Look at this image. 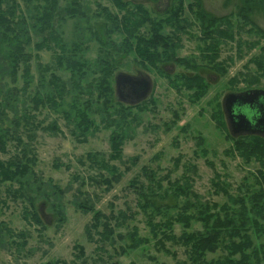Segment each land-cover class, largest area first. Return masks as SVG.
Here are the masks:
<instances>
[{"label":"rangeland","instance_id":"obj_1","mask_svg":"<svg viewBox=\"0 0 264 264\" xmlns=\"http://www.w3.org/2000/svg\"><path fill=\"white\" fill-rule=\"evenodd\" d=\"M80 1L85 15L76 19L68 17L69 15L64 10L69 2L61 0L52 30L45 35H40L33 29L34 21L30 18L35 12L33 6L26 9V4L18 0L28 17L29 29H27L32 42L27 46L26 54L31 55V60L27 63L20 62L15 75L11 58L5 52L0 51V131L6 129L12 131V134L6 136V151L0 149V162H15L16 157H20L27 147L26 145L32 149L37 162L31 168L32 172L29 177L24 180L27 182L26 193L27 197L34 200L36 209L45 224L43 227L27 222L23 213L28 207V201L15 200L8 196V189L17 190L21 183L15 180L2 184L0 200L5 201V205H2L0 209V223L5 225L2 227L4 233H0V264H50L58 260L71 263L74 261V246L77 244L84 246L86 262L77 261L76 264H150L152 263L151 257L162 264H177L178 261L191 264L186 248L183 246L167 243V248L172 253H176V258L156 249L155 240L152 239L145 223V216L138 206L139 193L136 187L131 186V182L139 179L146 183L142 176L144 167H149L160 176L172 171L171 178L175 180L182 176L183 165L191 163L197 169L196 172L191 170V192L194 195L193 197L190 195L188 200H182V203L189 205L190 208L191 206L194 208L195 205L215 203L220 207L228 202L223 192L215 189L213 181L216 174L222 175L221 180L228 186L229 193L235 196H249L244 185L252 186V191L259 189L255 176L263 168L257 161L245 163L238 154L225 153L233 147V140L227 138L224 128V130L219 128L215 113L219 111L218 106H221L230 137L256 136L232 135L226 119L224 103L230 94L264 91V77L253 85L245 82V79L261 73L258 71V64L253 59L262 55V62H264V51H262L264 38L260 40V36L247 33L248 31L245 30L240 36L241 47H237L236 41L221 45L219 60L224 61L228 66L227 72L222 75L204 66L207 62L201 59V50L205 45L200 40L202 37L200 23L197 21L195 12L191 11L190 14L186 10V16L191 19V36L182 37L183 47L177 53L181 58L191 59V62L196 60L199 65H202L198 73L210 85L207 95L193 103L194 98L190 92L184 90L179 93L170 86L168 79L160 76L154 68L143 69L136 62L134 54L121 55L114 60L115 72L112 77L114 94L112 101L105 106L108 111L101 112L102 116L92 114L100 129L96 132L90 130L82 136L74 124L73 129L72 126L69 127L66 111L69 110L74 99L70 95L71 75L69 71L56 66L55 56L57 55L54 51L58 53L59 49L55 46L56 40L49 38V34L53 32L59 36V44L65 45L66 53H69L70 57L71 54H76L75 59H83L88 62L87 64L94 65L101 48L97 39L104 36L99 31L104 21L97 18V14L100 13L98 4L108 8L113 14H119V12L112 0ZM124 1L133 5L142 4L154 20L169 17V10L174 4V0ZM35 3L39 4L38 1ZM201 3L202 9L207 14L214 17L232 16L231 21L235 25L241 21L238 17L242 7L240 0H201ZM193 11H196V7ZM251 17L255 24L264 31V9L260 8L252 13ZM148 30L149 25H146L141 33H148ZM166 30V32L170 31V29ZM105 36L109 39L107 35ZM43 37L50 40V45H53L52 50L48 47L37 50L36 44L41 43ZM122 38L120 34L111 36V39L118 44ZM258 40L260 44L251 50L246 46L243 47L246 43L252 45ZM0 45H3L1 41ZM238 53L242 55L240 58ZM29 66L31 76L27 79L25 69L29 70ZM44 66L54 67L53 72L61 77L62 81L68 83L67 93H60L65 98L66 104L58 110L51 106L42 107L40 110L33 108L32 98L37 94L46 96L51 91L52 94L59 95L54 87L47 85L53 72H44ZM161 69L173 77L181 73L190 74L189 70L174 63L163 64ZM93 70L86 71V74H89L87 77H90L89 81L93 80ZM120 74L133 79L145 78L149 81L152 87L148 96L139 102L135 99L120 101L116 85V79ZM13 77L16 79L13 80ZM27 80H30L28 87L25 86ZM83 82L84 86H87L88 78H83ZM81 95L82 103L90 99L86 90ZM98 98L99 94L94 90L93 99ZM120 103H123L125 108L133 106L129 111L135 117L133 122L127 119L130 124L122 150L123 161L111 162L125 174L119 182L114 183L110 191L106 190V186L97 184H88L80 188L76 176L87 179L98 177L97 175L101 172L91 170L88 163L82 165L79 160H85L89 153H103L107 157L111 153L110 138L114 132H120V130L115 127L106 128L102 118L106 114H113L115 118V107L121 110ZM98 108L103 109L98 105H94L93 109ZM175 113L178 114L177 117L174 116ZM28 115L29 125H26ZM53 123L61 129L59 133L43 130L44 127ZM37 124H40L41 128L37 129L35 127ZM195 136L202 137L201 146H197ZM16 137L20 138V141ZM202 148L206 149L208 154L201 153ZM180 155L183 156L181 165L175 169L174 160ZM132 157H138V162L133 167L129 164V159ZM240 186H243V193L239 191ZM55 187H59L60 191H56ZM79 189L82 194H85V197L79 196V198L92 200L96 209L106 215H110L113 211L118 214L119 211H126L128 208L137 212L133 220L127 221L121 227H116L115 242L106 243L102 250L99 249V244L90 242L86 236L85 230L92 220L93 213L85 214L76 208L75 202ZM55 201L62 205V210L65 211L66 220L63 223L53 210L52 204ZM218 207L210 213L218 212ZM262 225L264 226V220ZM134 227L139 228L140 236L149 238L151 242L137 250L128 251L127 254H120L121 248H127L126 245L131 243L130 233ZM8 229L13 231L14 236H11ZM200 230H202L201 223H192L191 232ZM21 231L27 234L25 247L16 245V242H23L15 237ZM174 231L176 235H180L183 232L182 225H176ZM251 235L255 246H264V233L258 235L252 232ZM226 255L227 252L220 247L215 253H208L206 261L223 259ZM261 264H264V260Z\"/></svg>","mask_w":264,"mask_h":264},{"label":"trees","instance_id":"obj_2","mask_svg":"<svg viewBox=\"0 0 264 264\" xmlns=\"http://www.w3.org/2000/svg\"><path fill=\"white\" fill-rule=\"evenodd\" d=\"M21 1L26 4V9L29 6H33L35 12L30 18L34 21L33 29L38 34L45 35L49 30H52L61 0ZM36 1L39 4H36ZM67 1L69 5L64 11L67 12L68 17L76 19L85 15L82 11L83 6L80 0ZM240 1L242 7L238 17L241 21L237 25L231 21L232 16L214 17L207 14L202 9L201 0H174L173 7L169 10V17L159 20L152 19L142 4L133 5L124 0H112L119 14H113L108 8L98 4L100 13L97 14V18L104 21L99 31L104 36L107 35L109 39H106V36L97 39L101 48L99 51L100 55L94 65L87 64L88 62L83 59H75L74 56L76 54H71L70 57L69 53H66L65 45L59 44V36L51 32L49 38L57 41V43L55 41V46L59 49L58 53L56 50L54 51V54L57 55L55 56V64L58 68L69 71L71 75L69 84H71L72 89L70 95L74 99L70 104L69 110L66 111L68 113L66 117L68 118L69 127L72 126L73 129L74 124L82 136H85L90 130L96 132L100 129L92 114H100L102 116L101 112L108 111L105 106L112 101L114 94L112 85V77L115 72L114 60L121 55L134 54L136 62L143 69L150 70L154 68L160 76L168 79L170 86L177 92L180 93L184 90L190 92L194 98L193 103L205 97L210 85L198 73V69L202 65H199L196 60L191 62V59L181 58L177 53L183 47L182 37L184 35L191 36V19L186 16V10L190 14L191 11L195 12L197 21L200 23L202 35L200 40L205 45L204 49L201 50V59L207 62V65L204 66L210 67L223 75L227 72L228 66L224 61L219 60L221 45L236 41L237 47H241L240 36L245 30L248 31L247 33L260 36V40L264 38V31L255 24L251 17L252 13L257 12L260 8L264 9V0ZM194 7H196V11H193ZM22 8L23 6L21 7L18 0H0V41L3 44L0 45V51L5 52L11 58L15 75L20 62L27 63L31 60V55L26 54V48L31 44L32 39L29 36L28 17ZM146 25H149L148 33L142 34L141 30ZM166 29H170V31L166 32ZM113 34L122 35L123 38L119 44L111 39ZM260 40L255 41L252 45L246 43L243 47L246 46L251 50L260 44ZM52 46L47 37H43L41 43L36 44V48L39 51L46 47L52 50ZM262 51H264V47ZM238 54L240 58L242 55ZM253 60L258 64V71L261 73L245 79V82L249 85L259 82L264 77L262 55L255 57ZM166 63L178 64L189 70L190 74L181 73L173 77L164 73L161 66ZM40 67L42 66L40 65ZM90 69H94L92 81H89L90 77H87L89 74H86V71ZM43 71L53 72L55 70L54 67L44 66ZM30 76L29 66V70L25 69V77L28 79ZM83 78H88L87 86H84ZM15 79L16 77H13V80ZM47 83L49 87H54L59 92V95L56 96L51 91L46 96L37 94L32 98L35 110H40L42 107L47 106L58 110V108L66 104L65 98L60 93H67L68 83L62 81L61 77L54 72L51 73V79ZM29 84L30 80H27L25 86L28 87ZM84 90L89 94L90 99L82 103L80 97ZM94 90L99 94V98L96 100L93 99ZM120 104L122 105L123 103ZM94 105L101 106L103 109H93ZM120 108L121 110L115 107V118L112 116L113 114L103 115L102 118L106 128L115 127V129L120 130V132H114L110 138V155L107 157L103 153H89L85 159L87 162H84L85 160L83 159L79 160L82 165L88 163L91 170L101 172L97 175L98 177H89L87 179L76 176V180L80 183V188L88 184H97L106 186V190L110 191L114 183L119 182L125 174L111 162L115 160L123 161L122 150L126 140V131L130 124L127 119H131V122H133L135 117L129 111L133 106L125 108L122 105ZM218 108L219 111L215 113V116L218 118L219 128H224L227 138L233 140V147L225 153H236L245 163H251L252 161L260 163L263 169L259 170L255 176L259 189L252 191V186L244 185L249 196H235L229 193L228 186L221 180L222 175L216 174L213 181L215 189L221 190L228 198V202L220 207L215 203L211 205H195L194 208L192 206L190 208L189 205L182 203V200H188L190 195L192 197L194 195L191 192V170L196 172L197 169L191 163L183 165L182 176L175 180L171 178L172 171L160 176L149 167H144L142 176L145 178L146 183L139 181V179H134L131 182V186L137 188L136 190L139 193L138 206L145 216V223L152 239L155 240L157 250L176 258V253H172L167 248V243L183 246L186 248L188 260L191 264H261L264 260V246H255L251 234L252 232L258 235L264 233V226L262 225L264 220V137L258 135L240 138L230 137L221 106H218ZM174 116L177 117L178 114L175 113ZM25 124L29 125V115ZM35 127L39 129L41 125L37 124ZM43 130L54 133L61 131L56 123L44 127ZM0 132V149L6 151V136L12 134V131L6 129ZM16 139L20 141V138L16 137ZM195 140L197 141V146L202 145L203 139L201 136H195ZM26 146L28 147V145ZM27 147L23 150L20 157H16L15 162H0V186L15 180H17V183H21L17 190L8 189V196L15 200H27L28 207L23 213L24 219L27 222L44 227L45 224L36 209L34 200L27 197L26 193L27 182L24 180L29 177L32 172L31 168L37 162L32 149ZM201 153L206 155L208 151L202 148ZM182 159L183 156L180 155L174 160L175 169L181 165ZM137 162L138 157L129 159L131 167L135 166ZM55 190L60 191L59 187H55ZM80 191L81 189H79V195L76 197V208L85 214L93 213L92 220L85 230L86 236L90 242L99 244V249L102 250L106 243L115 242L116 227H121L127 221L133 220L137 212H133L128 208L126 211H119L118 214L113 211L110 215H106L96 209L92 200L79 198V196L85 197V194ZM239 191L243 193V186H240ZM2 205H5V201L0 200V209ZM52 207L56 215L60 217V222L63 223L66 220L65 211L62 210L63 206L55 201ZM217 207L219 208L218 212L210 213ZM196 222L202 224V230L191 232L192 223ZM4 225V223H0V233H4L2 230ZM176 225H182L183 227V232L180 235L175 234ZM8 232L12 234L13 231L8 229ZM11 236L14 235L12 234ZM96 236L98 237L97 239ZM130 236L131 243L126 245L127 248H121L120 254H127L128 251L137 250L151 242L149 238L140 236L138 227H134ZM15 237L23 240L22 243L16 242L18 247L27 245L26 232L21 231ZM220 247L227 252V255L223 259L206 261L207 254L215 253ZM74 250V261L71 263L58 260L50 264H76L77 261L85 263L86 250L84 246L77 244L74 246ZM151 261L152 263L150 264H162L154 257H151ZM177 264L188 263L178 261Z\"/></svg>","mask_w":264,"mask_h":264},{"label":"water","instance_id":"obj_3","mask_svg":"<svg viewBox=\"0 0 264 264\" xmlns=\"http://www.w3.org/2000/svg\"><path fill=\"white\" fill-rule=\"evenodd\" d=\"M129 85H139L140 81L133 79L130 76L120 74L116 79L117 92L120 101H126L122 97L121 87ZM151 83L149 81L145 82L144 92H142L138 97L137 101L145 99L149 92L151 91ZM263 94L264 91H248L241 94H230L226 97L224 103V111L226 113V119L229 124L230 131L233 136L239 135H250L255 133V129L264 128V121L260 118L256 123L255 120H250L244 113L237 111L239 108L253 106L259 95ZM247 109V108H246Z\"/></svg>","mask_w":264,"mask_h":264},{"label":"flooded vegetation","instance_id":"obj_4","mask_svg":"<svg viewBox=\"0 0 264 264\" xmlns=\"http://www.w3.org/2000/svg\"><path fill=\"white\" fill-rule=\"evenodd\" d=\"M140 81L139 85H125L121 87L122 97L127 101H131L133 99L137 100V97L144 92L145 82L147 81L145 78L137 79ZM247 108V109H246ZM241 111L244 113L250 120L258 121L260 118L264 121V95L261 94L258 96L255 104L253 106H247L243 108L237 109V111ZM226 115V113H225ZM250 135H258L264 137V128L262 130L260 128L255 129V133Z\"/></svg>","mask_w":264,"mask_h":264},{"label":"bare ground","instance_id":"obj_5","mask_svg":"<svg viewBox=\"0 0 264 264\" xmlns=\"http://www.w3.org/2000/svg\"><path fill=\"white\" fill-rule=\"evenodd\" d=\"M181 2V1H180Z\"/></svg>","mask_w":264,"mask_h":264}]
</instances>
